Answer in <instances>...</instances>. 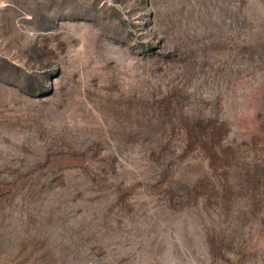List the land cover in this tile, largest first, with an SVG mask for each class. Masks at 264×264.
<instances>
[{"label": "rangeland", "instance_id": "obj_1", "mask_svg": "<svg viewBox=\"0 0 264 264\" xmlns=\"http://www.w3.org/2000/svg\"><path fill=\"white\" fill-rule=\"evenodd\" d=\"M0 264H264V0H0Z\"/></svg>", "mask_w": 264, "mask_h": 264}]
</instances>
